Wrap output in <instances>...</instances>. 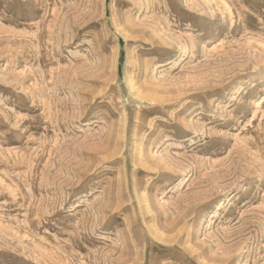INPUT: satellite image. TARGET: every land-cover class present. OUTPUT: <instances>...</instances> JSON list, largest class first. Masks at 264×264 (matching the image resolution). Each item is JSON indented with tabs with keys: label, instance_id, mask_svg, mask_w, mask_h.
<instances>
[{
	"label": "rangeland",
	"instance_id": "rangeland-1",
	"mask_svg": "<svg viewBox=\"0 0 264 264\" xmlns=\"http://www.w3.org/2000/svg\"><path fill=\"white\" fill-rule=\"evenodd\" d=\"M0 264H264V0H0Z\"/></svg>",
	"mask_w": 264,
	"mask_h": 264
}]
</instances>
